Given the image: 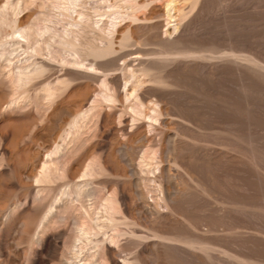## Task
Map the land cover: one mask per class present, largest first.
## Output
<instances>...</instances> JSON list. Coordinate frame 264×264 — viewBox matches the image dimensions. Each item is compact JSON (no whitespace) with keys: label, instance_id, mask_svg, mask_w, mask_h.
<instances>
[{"label":"rangeland","instance_id":"obj_1","mask_svg":"<svg viewBox=\"0 0 264 264\" xmlns=\"http://www.w3.org/2000/svg\"><path fill=\"white\" fill-rule=\"evenodd\" d=\"M51 1L62 20L75 15L65 6L96 23L118 15L115 51L98 58L111 64L105 82L118 94L93 101L72 134L101 71L33 54L44 71L12 89L0 60V264H264V0ZM42 2L22 0L19 23ZM8 42L11 61L24 60ZM139 64L159 81L140 83L148 101L132 111L119 91L130 85L126 68L140 73ZM57 79L61 87L43 97L42 81ZM56 145L55 176L35 181ZM88 163L95 170L81 178ZM83 178L89 193L65 202L58 190ZM105 195L116 231L100 234L92 259L91 242L75 257L74 225Z\"/></svg>","mask_w":264,"mask_h":264},{"label":"bare ground","instance_id":"obj_2","mask_svg":"<svg viewBox=\"0 0 264 264\" xmlns=\"http://www.w3.org/2000/svg\"><path fill=\"white\" fill-rule=\"evenodd\" d=\"M42 1H43L42 7H41L42 10L37 12V13H34L33 15H29L28 18L24 22H21V23H19L20 19L17 17V13L21 10V8H24L23 7L24 5L22 4V0H3L0 3V60L5 59V61H6L5 65H7V67L5 66L6 67L5 77H6L7 83L9 82L8 84L11 85L12 89L22 88V87L26 88L28 86L29 81L33 77L41 74L44 71L45 64L41 61H36L35 59H33L34 58V57H32L33 54L42 55L44 53V54H46V56H49L50 58L56 59L61 64L67 63V64L73 65V66H84V67L90 68L92 70L101 71V77L95 73H91V75H93V76L97 75L98 81L96 80V82H97V84L100 85V88L98 87V89L93 93L92 97L89 95V97H91L90 98L91 103L83 111H81L79 114H77V116L75 118H73L71 123H69L70 127H68V131L71 133L76 127H79L78 120L83 119L82 117H84V115H86V112H88L89 109L92 108V106H94V104H92L93 101L98 99L101 101H106V102L111 103L117 99L118 93H115V91L113 92V90L109 91L110 88L108 87L109 86L108 84H110V83L107 82L108 83L107 84L108 86H107L106 82H105V77H104L105 71L111 68L110 67L111 64L109 65V63H107V61H105V60H98V58L110 53L111 51H113L115 49V48L113 49L112 43L114 42L113 41V32L116 30V23H117L118 15H115L114 13H112V14H110V16L112 15L111 21H109V22L103 21L102 23H96L97 21L91 19L90 15L87 12L76 9L73 6L72 7H66L65 6V7H63V9L68 10L69 13L70 12L72 13V11H73V13L75 12V15H74L75 18L70 17L71 19H63L62 20V17L59 15L61 14L63 16V14H65V13H63L62 11H58L57 13H54V11H53L54 7L55 8L59 7L58 6L59 3L53 2L51 0H42ZM67 1L71 5H75L76 3H78L77 2L78 0H67ZM128 1H130V0H128ZM132 1H134V0H132ZM112 6L114 7V5H112ZM176 6L170 5L169 8H174ZM123 8H124V6H123ZM169 11H170V9L168 10L167 14L170 15ZM67 18H69V17H67ZM55 21H58V22L60 21V27L58 29L54 28L52 26V25H54ZM87 29L91 30L92 33L87 35L86 34V32L88 31ZM115 33H117V31ZM129 35L131 37V34H129ZM9 39L15 41V43H17V45L21 46V51L24 52V54H26V57L23 58L24 60H18L16 62L11 61L12 58L10 56H11L12 52H14L15 48L10 49V47H8L9 46L8 44L10 43V42H8ZM131 39H133V38L131 37ZM131 41H134V40H131ZM13 43L11 42L12 46H13ZM129 43H130V40L128 39V36L126 35V33L125 34L123 33V35L121 36L120 44L121 45H127ZM17 48L18 47H16V49ZM135 53H137V51ZM122 55H124V54H122ZM121 57H124V56H121ZM121 57H119V58H121ZM139 65L141 66V64H139ZM126 67L124 66V69ZM126 69H127V76L132 77V78L129 77L130 78L129 79L130 85L128 86L129 87L128 89L126 88L127 90L123 89L122 91H119V93L121 94V99L125 102L127 101L126 107H130V109L132 111H134L135 109H138L140 106H142L143 103L148 101V100L145 101V99L142 98L143 101H145L142 103V100L140 99L142 97L140 95L141 93L137 94V92H136V90L139 89L138 87H140L139 86L140 83L145 79L157 82V81H159V78H157L156 75H153L151 72H148L149 68H147L145 66H141L140 68H137V69H139L140 73H142V74L134 73L133 70H135V69L132 70L131 68H128V67ZM121 70H122V68H121ZM123 73L124 72L122 71V74ZM138 74L146 76V78L143 76L139 77ZM84 75H87V73H84ZM71 76H69V77L71 78ZM88 76H89V74H88ZM73 77H75V76H73ZM126 80H127V77L123 80V82L120 83V85H122L123 87H127V86H125ZM107 81H108V79H107ZM61 82H62L61 79H57L56 81H48V80L42 81V84L40 85V87L43 90L42 96L44 95L43 97H51L61 87ZM112 84L113 83H111L110 85H112ZM114 85H115V83L111 86L112 89H114V87H113ZM120 85L118 86V84H117L116 86L120 87ZM123 87H121V88H123ZM115 90H117V87H115ZM138 95L141 97H139ZM12 101L13 100H11V102ZM150 102L153 105L157 104L154 100H151ZM145 108H143V109H145ZM153 109L154 108L152 107L150 112ZM146 110H148V109L146 108ZM153 112H155V111L153 110ZM149 117H151V116H149ZM155 119H157V118H154V120ZM77 129H79V128H77ZM74 133H75V131H74ZM74 133L72 132V134H74ZM64 135H65V133H64ZM64 138H65V136H64ZM59 148H60L59 145H56L55 147H53V149H51L46 154V159L42 162V164L40 166L39 176L37 178H35V181L39 180L38 182H40L41 179L48 180V179L55 176V173L53 172V170L51 168V165H53L54 162L50 161V163H49V160H51L53 158L52 157L53 154L55 155L56 153H58V151H60ZM55 157L57 158L56 155H55ZM52 162H53V164H51ZM91 164H92V162H91ZM55 165L53 167H55ZM88 165L89 166H87L86 169L82 170V173L79 175L81 178L82 177H88V175L92 176L91 175L92 170L93 171L95 170V168H94L95 165H94V167L90 166L89 163H88ZM57 167L58 166H56V168ZM79 176H78V178H80ZM51 181H53V180H51ZM87 182H88L87 179H84V178L82 180H79V181H72L68 185L66 184L67 185L66 187L59 189L58 193L62 194V196L65 195V197H66L65 202L69 203V202L77 201V200H73V199H77L79 196H81V195L83 196V194L89 193L88 192L89 187L88 188L86 187V184L89 185V182L88 183ZM91 194H93V193H91ZM91 194H89V195L91 196ZM62 196H58V197L56 196V198L60 197V199H61ZM115 205H116L115 201L110 196H106V195L101 196L99 198V200L93 204L92 212L90 213L88 210H86V212H85L86 214L83 216L84 220H82L81 222L75 223L73 241L71 242L70 248H69L71 253H73V254L75 253V257H76V254L78 252H80L82 250V248H84L86 246L85 245L86 243L91 242V246L93 248V251L91 253H87V254L90 255V257L92 259V256H94L97 247L100 246V244L102 243V240H103V237H100L101 236L100 234L106 232L109 229H110V231L111 230L114 232L116 231L115 230V228H116V221H115L116 216H114V214H113L117 208V207H115ZM102 236H104V235H102ZM112 236H114V235L111 234L109 236V239H112ZM114 238L115 237H113V239ZM113 239H112V242H113ZM103 246L101 247V249L100 248L99 249L100 250L104 249ZM104 250H102L100 252L104 253ZM70 251H69V255H70ZM63 255L64 256H62V255L61 256L65 259V254H63ZM72 257H74V256H72ZM65 260H68V259H65ZM70 260H72V259H70ZM63 262L66 263V261H63ZM90 263H91V261H90ZM91 264H93V263H91ZM110 264H114V262H111V259H110Z\"/></svg>","mask_w":264,"mask_h":264}]
</instances>
